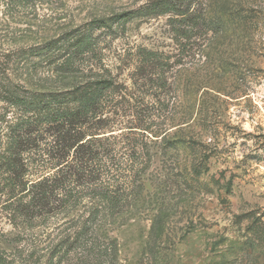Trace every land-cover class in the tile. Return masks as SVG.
Returning <instances> with one entry per match:
<instances>
[{"label":"rangeland","instance_id":"obj_1","mask_svg":"<svg viewBox=\"0 0 264 264\" xmlns=\"http://www.w3.org/2000/svg\"><path fill=\"white\" fill-rule=\"evenodd\" d=\"M146 1L0 2V82L56 95L97 72L113 81L100 122L91 120L86 133L102 185L120 198L96 226L108 249L61 264H264V0H202L212 12L223 2V16L234 21L184 47L172 40L166 15L127 21L112 34L96 28L95 20ZM87 31L91 49L70 55L75 69L62 73L65 46ZM139 48L169 58L157 98L138 74ZM27 165L29 180L53 167L37 157ZM83 195L32 230L15 228L0 204V248L16 254L14 264H48L63 235L82 228L91 194Z\"/></svg>","mask_w":264,"mask_h":264},{"label":"trees","instance_id":"obj_2","mask_svg":"<svg viewBox=\"0 0 264 264\" xmlns=\"http://www.w3.org/2000/svg\"><path fill=\"white\" fill-rule=\"evenodd\" d=\"M17 1L29 2L0 0L6 8H11ZM203 3L202 0H147L134 10L97 19L94 23L97 29L103 30L102 33L112 34L118 29L116 26L127 21L166 15L172 40L184 47L209 32L217 33L218 29H224L234 21L223 16L220 6L223 2H216L213 12L206 9ZM93 43L92 34L87 31L81 34L76 43L65 46L64 59L62 57L57 64L59 70L63 73L75 69L70 55L82 56ZM28 50L30 55H37L47 48ZM58 50L63 53V46ZM135 55L138 74L151 82L157 98L158 91L165 85L164 74L168 71L169 58L162 52L141 48ZM93 77V80L83 82L72 92L56 95L28 91L21 84L16 88L14 84L0 82V204L12 225L32 230L37 220H48L66 212L81 202L84 193L91 194L90 205L84 212L86 214H81V219L78 217L79 221L82 220V228L77 230L78 225H75L72 232L70 229L63 235L62 242L52 247L48 264H61L62 260L70 262L72 256L83 252L90 255L96 249L106 253L108 246L102 244L96 235L99 214H108L120 202L110 187L102 185L96 163L98 151L89 141L91 138L86 139L89 125L93 121L96 125V120L100 122L95 115L101 112L102 94L113 85L110 76L97 72ZM15 89L35 95L28 98L18 94ZM71 104L78 105L74 109L68 108ZM30 157H37L40 163L52 164L51 171L37 179H27V161ZM97 198L107 205L97 208ZM54 254L59 255L55 263ZM10 256L0 248V264H14L16 254L14 258ZM78 259L83 263L90 262L84 257Z\"/></svg>","mask_w":264,"mask_h":264}]
</instances>
